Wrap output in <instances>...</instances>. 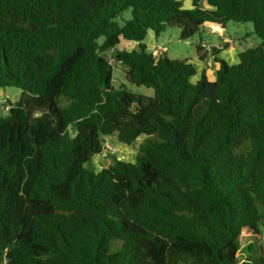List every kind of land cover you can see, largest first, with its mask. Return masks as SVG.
Returning <instances> with one entry per match:
<instances>
[{
    "label": "trees",
    "instance_id": "1",
    "mask_svg": "<svg viewBox=\"0 0 264 264\" xmlns=\"http://www.w3.org/2000/svg\"><path fill=\"white\" fill-rule=\"evenodd\" d=\"M226 22L259 41L216 56L213 80L151 46L176 30L204 59V28ZM7 87L0 264H264V0H0ZM110 136L144 138L87 167Z\"/></svg>",
    "mask_w": 264,
    "mask_h": 264
},
{
    "label": "rangeland",
    "instance_id": "2",
    "mask_svg": "<svg viewBox=\"0 0 264 264\" xmlns=\"http://www.w3.org/2000/svg\"><path fill=\"white\" fill-rule=\"evenodd\" d=\"M204 44L201 43V55L205 54L204 59H200L196 52L197 39L182 41L178 37L176 30H166L160 33L157 37L158 44L160 46V53L167 51V55L171 59H187L197 67V74L191 79L194 81L200 75V72L204 70L206 74L212 76L217 63L215 57H223L228 64L237 60V53L244 49L245 46H250L259 41L254 34L253 25L251 23H233L226 22L224 26L208 25L204 28ZM202 34V35H203ZM126 44V43H125ZM137 43H127L124 48L130 50L136 47ZM109 62L113 66L114 70V85L118 87L125 82L124 70L126 66L120 64L110 51L104 52ZM126 83V82H125ZM136 93H142L146 95H152V89L144 86L129 85ZM20 91L15 87H7L0 89V114H4L7 111L8 106L5 103V99H8L11 103L15 102L19 97ZM70 134H75L73 127L69 128ZM144 136L138 137L137 141L131 145H127L119 142L114 136L104 138V148L101 154L96 156L94 160L86 166L91 169H100L112 164L114 158L120 160L131 161L137 151L138 142H141ZM262 244L264 247V228L262 229ZM3 264H7L4 260Z\"/></svg>",
    "mask_w": 264,
    "mask_h": 264
},
{
    "label": "crops",
    "instance_id": "3",
    "mask_svg": "<svg viewBox=\"0 0 264 264\" xmlns=\"http://www.w3.org/2000/svg\"><path fill=\"white\" fill-rule=\"evenodd\" d=\"M203 45H206V44H204V42H203ZM151 46L154 47L155 44H152ZM151 48H152V47H151ZM221 58H223V57H221ZM237 61H238V58H237V60H236L235 62H233V63H236ZM217 66H218V65L215 66L214 74H213L212 76H209V75L207 74V76H208L209 79H211V80L215 79V70H216Z\"/></svg>",
    "mask_w": 264,
    "mask_h": 264
},
{
    "label": "built area",
    "instance_id": "4",
    "mask_svg": "<svg viewBox=\"0 0 264 264\" xmlns=\"http://www.w3.org/2000/svg\"><path fill=\"white\" fill-rule=\"evenodd\" d=\"M153 50H154L155 53H159V51H160V46H159L158 44L155 45V46L153 47Z\"/></svg>",
    "mask_w": 264,
    "mask_h": 264
},
{
    "label": "water",
    "instance_id": "5",
    "mask_svg": "<svg viewBox=\"0 0 264 264\" xmlns=\"http://www.w3.org/2000/svg\"><path fill=\"white\" fill-rule=\"evenodd\" d=\"M187 41V40H186Z\"/></svg>",
    "mask_w": 264,
    "mask_h": 264
}]
</instances>
